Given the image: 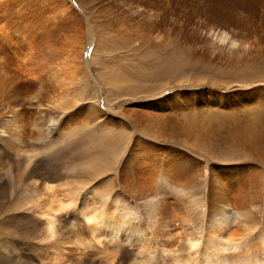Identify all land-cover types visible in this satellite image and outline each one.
<instances>
[{"label":"bare ground","instance_id":"obj_1","mask_svg":"<svg viewBox=\"0 0 264 264\" xmlns=\"http://www.w3.org/2000/svg\"><path fill=\"white\" fill-rule=\"evenodd\" d=\"M88 43L103 62L83 102ZM158 74L168 92L148 93ZM78 138L94 160L38 173L40 147ZM0 147L24 158L51 250L70 235L104 264H264V0H0Z\"/></svg>","mask_w":264,"mask_h":264},{"label":"rangeland","instance_id":"obj_2","mask_svg":"<svg viewBox=\"0 0 264 264\" xmlns=\"http://www.w3.org/2000/svg\"><path fill=\"white\" fill-rule=\"evenodd\" d=\"M172 13H175V11L171 12L170 16H172ZM195 20L200 24H203V22H205L203 17H197ZM93 49L94 47L90 43H88L83 48L84 51H82L81 55V62L84 69H91L90 74L87 73V71L84 73V77L87 80L88 84L86 87L87 92L83 95V102L88 101L89 99H93L95 90L96 92H98L97 94L100 95L98 86L94 85L95 83H91L90 78L96 77L98 62L103 61L101 59H97L96 61H94L91 58ZM125 56L129 55H127L126 53ZM118 63L122 66L127 64L130 67H133L138 62L127 63L119 61ZM186 68L188 69V67ZM193 68L194 70L192 71L195 74L200 73L201 70H203L204 72V69H201L200 66L199 69L198 66ZM219 73L220 71L215 69L210 70L207 73L208 77H212L215 79V85L224 84L226 87H232L234 83H238L239 81L232 75H220ZM158 76V90L149 91L148 93H156L157 91L158 94L162 92H168L166 86H161L160 84L162 75L158 74ZM178 82L184 83V86L187 85L185 84V80H183V77L180 78ZM214 87L217 88V86ZM92 88L94 91H92ZM43 94H45V92H43ZM97 100L98 102H96L95 100L94 101L99 106V110L103 114L111 116L113 114V107L116 105L113 104L112 110H110L106 107V103L103 100V97L98 96ZM138 101L140 100H130L129 102L120 100V103L117 105V108H120V112L118 113L120 114L121 111L133 107V105H135V102ZM127 125L131 132L125 149L122 152L123 156L126 155L131 146V143L136 139L137 136L133 126L131 124ZM61 141L62 140H58L57 143L52 145L53 148L51 154H47V147L43 148L42 146L37 150V153L39 151L38 154L41 161V163L38 162L37 167H35L37 168L38 173L48 174V172L56 170L68 175H76V173H78V170L80 169V166H85L87 163L94 160L92 152L95 149V139H92V141L90 142H88L86 138H78L73 140L71 143ZM61 143L64 145H62ZM89 146L93 150L90 149ZM0 150V264H104V260L106 258L105 252L96 253L95 251H93L92 254L83 255L79 251H74L73 249L78 245L75 244L76 241L74 239L66 238L70 235L65 236L64 240V243L68 242V244L60 243L57 252L46 247V243L44 241L45 236L42 233L41 226L36 217L32 216L28 210V195L25 194V191H30L31 178L28 177V173L25 172V162H23L24 158L22 155L17 156L11 153L12 151L10 150H3L1 147ZM88 157H91V160ZM119 169L121 170V167L120 165H117V170ZM73 180L76 181L79 179H77L75 176ZM117 190H120L124 194V191L121 189L120 185H118ZM76 223H79L78 218L69 220L68 227L71 228V226L75 225ZM70 228L64 231L70 232L73 229ZM52 254H54L55 257L54 262L51 260ZM132 261V254L126 252L122 258L123 264H133Z\"/></svg>","mask_w":264,"mask_h":264}]
</instances>
